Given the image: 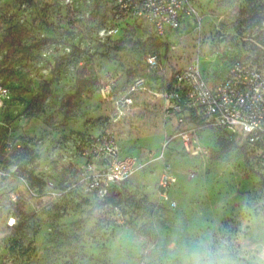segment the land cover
<instances>
[{
    "label": "rangeland",
    "instance_id": "obj_1",
    "mask_svg": "<svg viewBox=\"0 0 264 264\" xmlns=\"http://www.w3.org/2000/svg\"><path fill=\"white\" fill-rule=\"evenodd\" d=\"M112 2L0 0V264H264V131L251 144L243 133L198 128L188 149L176 132L192 123L163 118L148 92L117 131L122 149L141 158L164 150L177 176L170 200L157 192L159 159L106 195L48 196L50 179L60 185L74 171L80 141L110 123L101 86L121 94L143 76L157 88L147 55L168 72L196 61L209 81L237 58L264 70V0H192L201 24L165 38L116 19ZM82 65L94 82L70 99ZM25 182L38 195L14 202L10 192Z\"/></svg>",
    "mask_w": 264,
    "mask_h": 264
},
{
    "label": "built area",
    "instance_id": "obj_2",
    "mask_svg": "<svg viewBox=\"0 0 264 264\" xmlns=\"http://www.w3.org/2000/svg\"><path fill=\"white\" fill-rule=\"evenodd\" d=\"M110 12L120 21L150 25L158 38H165L167 30L179 37L183 27L191 24L197 28L202 22V14L192 0H113ZM177 46V42L169 43L170 49ZM145 62L148 71L152 68L157 74V88H151L143 76L135 77L121 94H115L110 85L101 86V99L109 111L110 123L102 132L80 141L74 171L60 185L50 179L48 196L71 191L103 196L113 185L129 179L144 162L159 159L163 163L157 192L160 200H170V187L177 176L164 162V150L157 154L147 152L141 158L122 149L117 131L119 121L133 109L136 95L145 92L150 93L152 100H161L163 118L173 116L179 126L187 121L192 123V127L176 132L188 149V141L196 140L195 130L206 127L230 134L243 133L251 144L257 142L264 131V70L237 58L229 63L221 78L209 81L196 61L169 72L156 55H147ZM167 143L164 141V148ZM258 167L264 181V150L260 152ZM9 195L14 202L24 204L38 193L25 182L22 193L12 190ZM13 223L14 217L10 216L7 224Z\"/></svg>",
    "mask_w": 264,
    "mask_h": 264
},
{
    "label": "trees",
    "instance_id": "obj_3",
    "mask_svg": "<svg viewBox=\"0 0 264 264\" xmlns=\"http://www.w3.org/2000/svg\"><path fill=\"white\" fill-rule=\"evenodd\" d=\"M10 39L11 38L8 37V35H5L4 39H3V45L8 46L7 54L11 52L10 50L12 48L13 39H11L12 42L9 43ZM87 72L88 71H87L85 65H82V66L77 68L76 76H75L76 92L69 97L70 99L73 98L74 96L79 95L80 93H82L86 89V87L88 85H91L94 82L90 77H86ZM46 92L47 91H45V93ZM44 96H45V94L43 93L42 98H44ZM114 194L112 192L110 194V197H108V199H106V201L107 200H111L114 197Z\"/></svg>",
    "mask_w": 264,
    "mask_h": 264
}]
</instances>
